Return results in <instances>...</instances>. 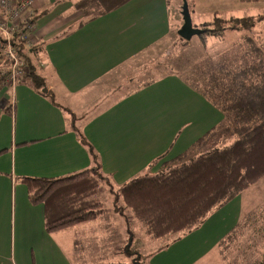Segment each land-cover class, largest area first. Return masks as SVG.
<instances>
[{
    "label": "crops",
    "instance_id": "0c3cea01",
    "mask_svg": "<svg viewBox=\"0 0 264 264\" xmlns=\"http://www.w3.org/2000/svg\"><path fill=\"white\" fill-rule=\"evenodd\" d=\"M80 1L37 0L35 43L23 52L39 57L43 87L26 77L14 90L0 87V264H126L121 218L107 213L49 234L44 207L30 203L21 179L89 170V145L102 174L121 188L158 173L224 120L179 74L148 76L172 44L178 17L170 0H131L86 23ZM238 197L200 231L145 255L147 263L196 264L209 256L241 222L229 208Z\"/></svg>",
    "mask_w": 264,
    "mask_h": 264
},
{
    "label": "trees",
    "instance_id": "16d2710c",
    "mask_svg": "<svg viewBox=\"0 0 264 264\" xmlns=\"http://www.w3.org/2000/svg\"><path fill=\"white\" fill-rule=\"evenodd\" d=\"M130 1L81 0L76 8L82 11L86 23ZM37 18L34 15L29 23L34 24ZM263 20L262 16L228 20L216 16L201 29L203 41L207 44L206 36H224L227 31H251ZM255 57L256 61L243 62L237 67L225 63L212 66L202 87L179 75L217 108L224 120L186 153L165 163L157 174L133 179L115 196L147 228L151 237L176 236L169 243L177 242L181 236L197 231L214 212L264 178V46L256 51ZM29 71L25 77L35 88L42 89V78L34 68ZM63 110L75 120L68 109ZM77 135L87 145L83 135L79 132ZM232 139L230 144L223 145L224 140ZM87 146L94 159L91 169L60 178L21 179L28 189L30 203L44 207L45 229L49 234L69 231L106 213L100 199L105 192L103 184L106 183L111 193H114L113 185L102 174L97 156ZM239 225L220 247L232 238ZM259 264H264V258Z\"/></svg>",
    "mask_w": 264,
    "mask_h": 264
},
{
    "label": "rangeland",
    "instance_id": "374dc122",
    "mask_svg": "<svg viewBox=\"0 0 264 264\" xmlns=\"http://www.w3.org/2000/svg\"><path fill=\"white\" fill-rule=\"evenodd\" d=\"M170 1L178 17L177 21H174L175 27L171 38L172 44L164 55L155 62L154 70H150L148 76L157 78L173 72L184 78H189L190 81L202 87L204 84L203 79L212 66L218 67L220 64L225 63L237 67L243 62L252 63L256 61V51L262 50L264 46V20L258 23L251 31H227L224 36H206L207 44L203 41L204 35L193 37L190 42H187L178 35V31L183 25V0ZM187 1L193 26L200 30H204V24L212 22L216 16L227 20L231 18L264 17V0L257 3H245L241 0ZM80 12L82 13V11ZM28 42L30 43V40ZM34 43L31 42L30 46H27V49L33 47ZM23 59L27 63V73L30 72L29 68L33 70L30 66L31 64L37 73L40 72V60L38 56L36 57L29 50H25L23 52ZM232 141L233 139L230 141L224 140L222 143L223 145H228ZM154 174L147 172L141 176H153ZM103 187L105 188V192L100 199L104 204L105 215L107 213L116 214L123 222V251L129 255V257L124 256L125 263L148 264L145 255L164 247L176 236L166 239L151 237L147 233V228L134 217L130 209L125 207L122 200H115V196L118 195L120 188L113 186L114 193H111L106 183L103 184ZM117 207H119L118 210ZM229 208L232 215H234V210L236 211L235 215L241 221L239 227L232 238L227 240V243L196 264H259L263 260L264 178L244 191L237 198L236 204L232 202ZM13 226L14 224L12 223L9 235L10 243L8 238H6V247H9V244L11 247L14 234ZM112 226L118 227L119 230L118 225L113 223ZM202 227L203 225L198 230L200 231ZM227 229L229 227H226ZM1 232L3 235L4 230ZM91 235L95 236L94 234ZM4 241L5 239L1 237L0 245L2 244V247L5 245ZM90 241L94 242L95 240L90 239Z\"/></svg>",
    "mask_w": 264,
    "mask_h": 264
},
{
    "label": "built area",
    "instance_id": "2783aa9c",
    "mask_svg": "<svg viewBox=\"0 0 264 264\" xmlns=\"http://www.w3.org/2000/svg\"><path fill=\"white\" fill-rule=\"evenodd\" d=\"M36 9L37 0H0V87L24 82L28 68L20 52L33 42L29 21Z\"/></svg>",
    "mask_w": 264,
    "mask_h": 264
},
{
    "label": "water",
    "instance_id": "95a60500",
    "mask_svg": "<svg viewBox=\"0 0 264 264\" xmlns=\"http://www.w3.org/2000/svg\"><path fill=\"white\" fill-rule=\"evenodd\" d=\"M182 17H183V25L178 31V35L184 41L190 42L193 37H200L203 34V31L200 29H196L193 26L192 18L189 12L188 2L184 0L183 8H182Z\"/></svg>",
    "mask_w": 264,
    "mask_h": 264
}]
</instances>
